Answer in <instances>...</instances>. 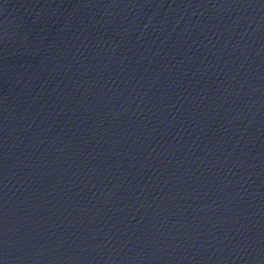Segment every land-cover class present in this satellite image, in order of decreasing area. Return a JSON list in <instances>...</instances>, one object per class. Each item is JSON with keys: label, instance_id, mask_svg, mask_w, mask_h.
I'll list each match as a JSON object with an SVG mask.
<instances>
[{"label": "water", "instance_id": "obj_1", "mask_svg": "<svg viewBox=\"0 0 264 264\" xmlns=\"http://www.w3.org/2000/svg\"><path fill=\"white\" fill-rule=\"evenodd\" d=\"M0 264H264V0H0Z\"/></svg>", "mask_w": 264, "mask_h": 264}]
</instances>
